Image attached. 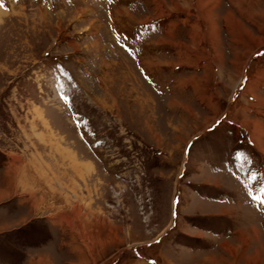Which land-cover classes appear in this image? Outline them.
I'll use <instances>...</instances> for the list:
<instances>
[{"label": "rangeland", "instance_id": "obj_1", "mask_svg": "<svg viewBox=\"0 0 264 264\" xmlns=\"http://www.w3.org/2000/svg\"><path fill=\"white\" fill-rule=\"evenodd\" d=\"M0 9V263L264 264V0Z\"/></svg>", "mask_w": 264, "mask_h": 264}, {"label": "crops", "instance_id": "obj_2", "mask_svg": "<svg viewBox=\"0 0 264 264\" xmlns=\"http://www.w3.org/2000/svg\"><path fill=\"white\" fill-rule=\"evenodd\" d=\"M148 2V1H147ZM147 68L150 70V72L151 73H153L154 71L152 70V68H151V66H150V63H149V65L147 66ZM180 86H182V88L183 87H185V84L181 81L180 82ZM251 111V110H250ZM257 111V112H256ZM255 112L257 113V116L258 117H260L259 116V114L258 113H260V111H258V110H256ZM254 112V111H253ZM254 112V113H255ZM244 113H247V112H244ZM255 113V114H256ZM256 119H257V117H256ZM259 119V118H258ZM233 124H236V122L235 123H233ZM236 126H237V128L236 129H238V127H239V125L238 124H236ZM244 127V126H243ZM245 129V128H244ZM246 130V132L248 133V136H250V138H251V135H252V133H251V135H250V133H249V131L247 130V129H245ZM253 137V136H252ZM252 140V139H251ZM253 140H254V138H253ZM254 143L256 144V142H255V140H254ZM3 152H6V151H4L3 149H1ZM3 165L4 166H6V168H4L3 170H1L0 171V180H3L4 178H3V176L6 174V172H7V169H8V167H10L11 166V161L10 160H8V161H6L5 163H3ZM4 170H6V171H4ZM20 177H21V174H20ZM6 178V177H5ZM22 185V184H21ZM0 187H4V188H0V196H3L6 192H7V190H6V186H3L2 185V183L0 182ZM16 207H18V205H16ZM5 208V206H0V223L1 222H5L6 220H7V217H9V216H11V213L9 212L10 211V209H8V214L7 213H5L6 212V210H7V208L6 209H4ZM17 209V208H16ZM14 212V211H13ZM14 228V227H13ZM17 228V227H16ZM16 228H14V229H16ZM12 229V228H11ZM13 229V230H14ZM5 230V229H4ZM3 230V231H4ZM3 231H0V232H3ZM5 231H8L7 229L5 230ZM2 262V261H1ZM0 264H10V263H8V262H2V263H0ZM41 264H43L42 263V261H41ZM47 264V263H46Z\"/></svg>", "mask_w": 264, "mask_h": 264}, {"label": "bare ground", "instance_id": "obj_3", "mask_svg": "<svg viewBox=\"0 0 264 264\" xmlns=\"http://www.w3.org/2000/svg\"><path fill=\"white\" fill-rule=\"evenodd\" d=\"M1 12H2V9H0V13H1ZM171 102H172V104H178L179 101H177V100H172Z\"/></svg>", "mask_w": 264, "mask_h": 264}]
</instances>
